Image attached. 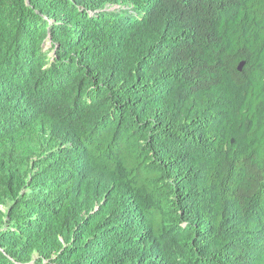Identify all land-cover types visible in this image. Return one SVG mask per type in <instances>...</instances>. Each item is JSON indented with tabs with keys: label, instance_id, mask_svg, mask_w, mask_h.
Segmentation results:
<instances>
[{
	"label": "trees",
	"instance_id": "1",
	"mask_svg": "<svg viewBox=\"0 0 264 264\" xmlns=\"http://www.w3.org/2000/svg\"><path fill=\"white\" fill-rule=\"evenodd\" d=\"M0 264H264V0H0Z\"/></svg>",
	"mask_w": 264,
	"mask_h": 264
},
{
	"label": "water",
	"instance_id": "2",
	"mask_svg": "<svg viewBox=\"0 0 264 264\" xmlns=\"http://www.w3.org/2000/svg\"><path fill=\"white\" fill-rule=\"evenodd\" d=\"M242 66H243V63L240 65L239 69L241 70L242 69Z\"/></svg>",
	"mask_w": 264,
	"mask_h": 264
}]
</instances>
